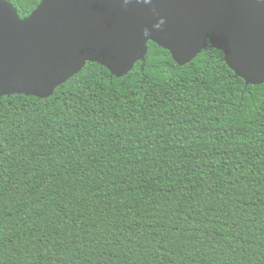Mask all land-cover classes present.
<instances>
[{"label":"trees","instance_id":"trees-1","mask_svg":"<svg viewBox=\"0 0 264 264\" xmlns=\"http://www.w3.org/2000/svg\"><path fill=\"white\" fill-rule=\"evenodd\" d=\"M0 264H264V84L148 42L120 78L0 97Z\"/></svg>","mask_w":264,"mask_h":264},{"label":"water","instance_id":"water-1","mask_svg":"<svg viewBox=\"0 0 264 264\" xmlns=\"http://www.w3.org/2000/svg\"><path fill=\"white\" fill-rule=\"evenodd\" d=\"M148 42L178 65L219 50L246 85L264 84V0H42L25 18L0 0V97L47 98L88 62L120 78Z\"/></svg>","mask_w":264,"mask_h":264}]
</instances>
